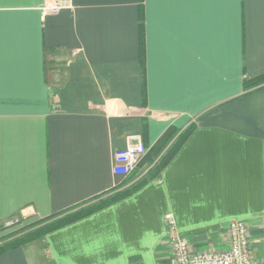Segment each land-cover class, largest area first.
Wrapping results in <instances>:
<instances>
[{
	"label": "crops",
	"instance_id": "0c3cea01",
	"mask_svg": "<svg viewBox=\"0 0 264 264\" xmlns=\"http://www.w3.org/2000/svg\"><path fill=\"white\" fill-rule=\"evenodd\" d=\"M46 2L0 0V264H173L166 214L264 262V0Z\"/></svg>",
	"mask_w": 264,
	"mask_h": 264
},
{
	"label": "built area",
	"instance_id": "2783aa9c",
	"mask_svg": "<svg viewBox=\"0 0 264 264\" xmlns=\"http://www.w3.org/2000/svg\"><path fill=\"white\" fill-rule=\"evenodd\" d=\"M70 7L71 0H47L42 7V14L57 13ZM145 152L146 148L141 138L134 137L125 148L114 151L113 173L118 176L128 175ZM164 222V243L170 249L173 264H264L252 257L248 227L244 221L232 220L221 226L227 240V248L219 251H194L189 241L178 232L171 214L164 216Z\"/></svg>",
	"mask_w": 264,
	"mask_h": 264
},
{
	"label": "trees",
	"instance_id": "16d2710c",
	"mask_svg": "<svg viewBox=\"0 0 264 264\" xmlns=\"http://www.w3.org/2000/svg\"><path fill=\"white\" fill-rule=\"evenodd\" d=\"M264 81V76L263 77H259L257 79H254L250 84H246V86L253 84H258L260 82ZM192 127L187 128L185 131L182 132L178 142L175 144L174 148H172L171 151L168 152V154L166 155V158L164 160V162H167L168 159H170V157L173 155V153L176 151L177 147L181 144V142L183 141V139L185 138L186 135H188V133L190 132ZM73 219V216L70 217H65V218H60V219H56L55 221L49 223V224H45L42 227L36 229L35 231V236H38L39 234H41L42 232H46L54 227L60 226L62 224H64L66 221Z\"/></svg>",
	"mask_w": 264,
	"mask_h": 264
}]
</instances>
